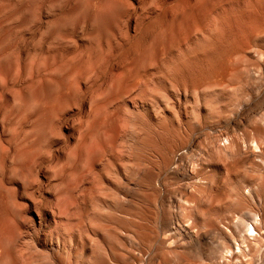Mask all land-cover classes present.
<instances>
[{
	"label": "bare ground",
	"instance_id": "1",
	"mask_svg": "<svg viewBox=\"0 0 264 264\" xmlns=\"http://www.w3.org/2000/svg\"><path fill=\"white\" fill-rule=\"evenodd\" d=\"M197 4L148 3L172 21ZM127 8L113 28L128 22ZM109 35L104 78L73 66L37 81L49 95L9 96L17 109L0 120V264H264V115L254 136L239 133L244 114L264 105L255 55L264 52L255 48L247 66L204 69L193 54L167 59L171 46L146 31Z\"/></svg>",
	"mask_w": 264,
	"mask_h": 264
},
{
	"label": "rangeland",
	"instance_id": "2",
	"mask_svg": "<svg viewBox=\"0 0 264 264\" xmlns=\"http://www.w3.org/2000/svg\"><path fill=\"white\" fill-rule=\"evenodd\" d=\"M173 1L174 0H168L169 4ZM260 1L261 0H198V4L195 8L196 11L190 12L189 15L186 13L182 20L179 18L172 21L169 17H163L164 10L157 11L153 9V6H149V0H0V93L6 96L8 95V97L0 99V120L8 122L10 121L11 115L16 112L17 106L9 97L10 94L16 92L26 94L33 89L39 88L49 95L46 84L37 85L38 80L51 78L50 76H52L53 79H59L58 77L66 74L68 70L73 71V66H77L75 69L79 68L81 70H89V68H92L95 70L96 74L93 78L100 74L102 75H100V78H104L109 72L106 61L113 55L112 50L108 48V44L112 41V36L109 35L110 33L118 38H122V36L125 35L135 37L146 31L150 34L149 36L151 38L155 39V46L167 45L165 49L171 46V50L169 48L167 49L172 51H168L169 53L167 56L169 58L167 57V59H178V57H176L178 55L180 58L184 57L183 59L188 61L190 57L193 56L189 61L193 59L202 60L205 65L204 69H206V65L209 62L218 66L224 64L228 60L234 59L242 62V66H247L255 60V55H257V58L261 59V61H259L263 63L264 56L259 57L260 54L256 53V49H260L258 51L264 52V0ZM193 2L194 0H180V5L185 6ZM211 2H214L212 3L214 7L211 5ZM99 4L104 9L101 8V10L105 12V17L96 19L92 14L93 11L99 9ZM126 5L128 6L127 11L129 12V16L127 17L128 24L126 23L117 28H113L110 25L111 18L114 14H123ZM142 8H145L144 14L141 12ZM214 8L217 9L215 10ZM209 12H211V14H209ZM255 12L256 14H253ZM260 13L262 14L260 15ZM256 15V19L253 18ZM259 16L262 19H258ZM217 17L222 20H219ZM135 18H137V20ZM207 19L209 23L205 22ZM200 24H202V26ZM206 24L208 26H206ZM204 26L206 28H204ZM179 27L180 29H178ZM192 28L194 31L189 30ZM187 29L192 32H190V36ZM160 30L162 32H160ZM178 30L181 33H179ZM170 31L171 34L172 32L174 34L169 37L168 33ZM182 33L185 34L182 35ZM215 33L217 34V38L214 35ZM185 35L188 36V38H186L189 41H186L184 38ZM219 35L220 37L222 35L221 40ZM173 36L175 39H173ZM262 36L263 38H261ZM168 39L175 42L171 44L172 42H169ZM180 39H182V41H180ZM192 39H195V41H192ZM217 39L219 40L216 42ZM258 39L260 41H258ZM177 41L179 45H177ZM257 41L259 44H263L259 45ZM183 42L185 45H182ZM190 43H192V45H190ZM180 45H182V47H180ZM189 45L194 46L195 49ZM214 48H216V51ZM178 49L180 51H178ZM203 49L206 50L203 51ZM212 51L214 54L211 53L212 55H209ZM254 53L256 54L254 55ZM115 54L117 53H114V55ZM198 54H200V57H198ZM102 56L103 59H101ZM257 58L254 62H258ZM12 64H14V68ZM12 68L14 70H12ZM1 114L5 115L6 118H3ZM263 115L264 105L253 106L247 111L244 114L246 122L240 129V135L245 132L254 136L256 127L255 123H253L254 119H258ZM20 120L21 122H25L24 118ZM211 127L221 130L224 126L211 125ZM206 131L209 132L210 130L206 129ZM246 174L249 175L248 173ZM232 176V174L228 175L231 181L235 179L238 181L242 180L239 179L241 177H235L234 179V176ZM241 176L242 178H247L246 175ZM172 184V189H175L176 186L178 187L180 184V181L173 180L171 181V185Z\"/></svg>",
	"mask_w": 264,
	"mask_h": 264
}]
</instances>
